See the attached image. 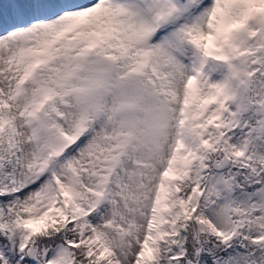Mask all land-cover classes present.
<instances>
[{"label": "snow or ice", "instance_id": "snow-or-ice-1", "mask_svg": "<svg viewBox=\"0 0 264 264\" xmlns=\"http://www.w3.org/2000/svg\"><path fill=\"white\" fill-rule=\"evenodd\" d=\"M0 264H264V0H0Z\"/></svg>", "mask_w": 264, "mask_h": 264}]
</instances>
